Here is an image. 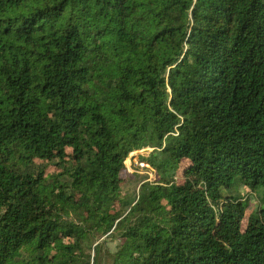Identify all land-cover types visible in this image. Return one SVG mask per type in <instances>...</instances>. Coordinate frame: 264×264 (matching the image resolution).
I'll return each instance as SVG.
<instances>
[{
	"label": "trees",
	"instance_id": "16d2710c",
	"mask_svg": "<svg viewBox=\"0 0 264 264\" xmlns=\"http://www.w3.org/2000/svg\"><path fill=\"white\" fill-rule=\"evenodd\" d=\"M0 264H264V0H0Z\"/></svg>",
	"mask_w": 264,
	"mask_h": 264
},
{
	"label": "rangeland",
	"instance_id": "374dc122",
	"mask_svg": "<svg viewBox=\"0 0 264 264\" xmlns=\"http://www.w3.org/2000/svg\"><path fill=\"white\" fill-rule=\"evenodd\" d=\"M132 161L134 162L133 171L130 168H128V170L124 171L123 173V176L126 178L124 188L126 191H130V192L138 191L140 184L143 181L152 180L155 177V173L153 170L151 169L143 170L140 166L136 164V161H138V159H134ZM129 164H130V161L128 158V165ZM255 205H256V200L252 202L250 208L253 209ZM105 240L106 238L104 237L100 241H105ZM106 246L110 250L114 251L117 246V240L108 238ZM92 254L94 255V251H92Z\"/></svg>",
	"mask_w": 264,
	"mask_h": 264
},
{
	"label": "built area",
	"instance_id": "2783aa9c",
	"mask_svg": "<svg viewBox=\"0 0 264 264\" xmlns=\"http://www.w3.org/2000/svg\"><path fill=\"white\" fill-rule=\"evenodd\" d=\"M129 161H130L129 168L133 171L134 162L130 158H129ZM136 164L140 166L143 170L150 168V165L144 161H136Z\"/></svg>",
	"mask_w": 264,
	"mask_h": 264
}]
</instances>
